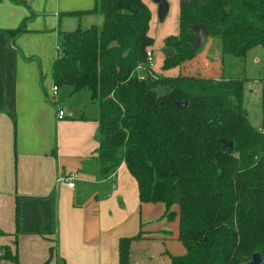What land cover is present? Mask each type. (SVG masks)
I'll use <instances>...</instances> for the list:
<instances>
[{"label":"trees","instance_id":"obj_1","mask_svg":"<svg viewBox=\"0 0 264 264\" xmlns=\"http://www.w3.org/2000/svg\"><path fill=\"white\" fill-rule=\"evenodd\" d=\"M94 12L103 15L100 27L60 33L52 78L72 92L87 89L98 105L99 177L124 162L141 202L163 203L167 218L178 207L186 252L171 256V264H242L254 252L264 259V86L256 128L244 107L245 78L181 73L139 80L135 67L154 42L150 9L142 0H97L91 10L65 15ZM198 23L220 40L222 56L244 58L264 44V0H181L178 33L164 39L174 54L164 56L163 70L196 56L192 26ZM23 30L24 23L11 33ZM142 232L120 239L119 264H128L130 242Z\"/></svg>","mask_w":264,"mask_h":264},{"label":"crops","instance_id":"obj_2","mask_svg":"<svg viewBox=\"0 0 264 264\" xmlns=\"http://www.w3.org/2000/svg\"><path fill=\"white\" fill-rule=\"evenodd\" d=\"M142 1L151 12L150 26L155 14ZM96 2L0 0V264H15L4 258L5 247L19 264L48 259L55 264L58 257L64 264H119L120 239L141 230L142 236L130 242L128 264H171V256L186 252L179 240L176 205L173 217L167 218L163 203L141 202L137 182L124 162L110 176L99 177V109L90 91L58 86V105L67 113L62 119L48 101L60 33L103 22L99 12L79 17L65 13L91 10ZM22 23V32L11 33ZM177 33L178 27L165 32L162 47L165 37ZM148 34L153 38L150 27ZM150 50L154 59L153 46ZM221 54L215 67L205 56H195L184 63L192 65L184 74L233 78L219 71L224 65ZM161 57L160 66L164 54ZM183 66L161 74L176 76ZM153 70L160 74L155 62ZM72 173L78 175L74 187L57 182L58 175Z\"/></svg>","mask_w":264,"mask_h":264},{"label":"rangeland","instance_id":"obj_3","mask_svg":"<svg viewBox=\"0 0 264 264\" xmlns=\"http://www.w3.org/2000/svg\"><path fill=\"white\" fill-rule=\"evenodd\" d=\"M144 1L147 2V4L153 10L152 13L155 14V16L154 15L152 16V21L149 26L150 32L154 38V43H153L154 45L152 44L154 50V62H155V68L160 72V74L161 73L164 74V71H162L163 69L160 66L162 59L161 54H163L161 36L165 32L171 34L173 33V31L177 30L178 25H176V23L178 18L179 0H167L169 8L163 21H160L158 19L155 20V17L158 14H157V8L156 10L154 8L155 6L154 0H144ZM93 8L94 6H92L91 9ZM27 17L28 20L27 19L24 20L28 23L31 20V13H28ZM220 44L221 42L218 38L207 36L204 44L197 49L198 51L196 56L198 57L199 54L205 56L211 62L210 65L215 67L219 60L217 53L220 51ZM201 55L197 59H200L202 57ZM195 61H200V60H195ZM223 61H224L223 69L220 68L219 70L221 74L222 72H224L223 74L226 77L233 76V77H242L246 79L244 82V93H245L244 107L248 112V116L252 124L256 128H260L262 115H263L262 85L264 86V82H261L262 81L261 79H263L264 77V44L250 49L244 58H234L232 56L225 55ZM187 63L183 64L184 66L182 68V74L186 72H191L192 65H190L189 62ZM160 74L156 73V75L158 76H160ZM192 74L198 75L197 73H192ZM254 80H260L261 82L257 85L256 89L253 88L252 86V84L254 85Z\"/></svg>","mask_w":264,"mask_h":264},{"label":"water","instance_id":"obj_4","mask_svg":"<svg viewBox=\"0 0 264 264\" xmlns=\"http://www.w3.org/2000/svg\"><path fill=\"white\" fill-rule=\"evenodd\" d=\"M195 0H183L184 3L189 4L193 3ZM157 4V14L160 21H163L167 12H168V1L167 0H154ZM192 29L195 34L194 42L192 44L193 49H198L202 46L208 36V26L203 23H198L192 26ZM162 53L164 55H173L174 51L170 47H164L162 49ZM177 105L181 107H185L187 105L186 102H177ZM224 143L231 149L233 147V142L230 140H224ZM242 264H264V259L260 256L258 252H254L251 254V257L248 261Z\"/></svg>","mask_w":264,"mask_h":264},{"label":"built area","instance_id":"obj_5","mask_svg":"<svg viewBox=\"0 0 264 264\" xmlns=\"http://www.w3.org/2000/svg\"><path fill=\"white\" fill-rule=\"evenodd\" d=\"M59 49V47H57ZM153 52L148 48L146 50V60L143 63H139L135 67L136 75L139 80H144L147 77H156V73L153 70ZM259 80H254V85H256ZM261 82H264L262 80ZM57 92H58V86L54 83L51 91L48 95V101H50L52 104H54L56 108V116L59 119H62L67 115L66 110H63L61 106L58 105V99H57ZM70 115V114H69ZM78 179V175L76 173H72L68 176L64 175H58L57 182L58 183H65L68 187H74L75 180Z\"/></svg>","mask_w":264,"mask_h":264}]
</instances>
